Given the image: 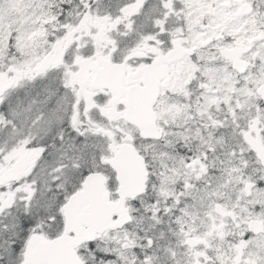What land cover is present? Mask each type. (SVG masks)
<instances>
[{"label":"snow or ice","instance_id":"snow-or-ice-1","mask_svg":"<svg viewBox=\"0 0 264 264\" xmlns=\"http://www.w3.org/2000/svg\"><path fill=\"white\" fill-rule=\"evenodd\" d=\"M0 264H264V0H0Z\"/></svg>","mask_w":264,"mask_h":264}]
</instances>
